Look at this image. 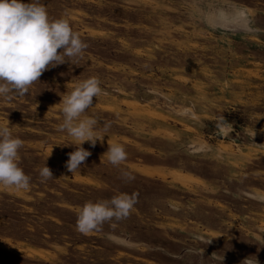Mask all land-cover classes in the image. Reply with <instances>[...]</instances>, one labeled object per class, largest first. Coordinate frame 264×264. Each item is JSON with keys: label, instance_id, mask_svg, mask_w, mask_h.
<instances>
[{"label": "rangeland", "instance_id": "374dc122", "mask_svg": "<svg viewBox=\"0 0 264 264\" xmlns=\"http://www.w3.org/2000/svg\"><path fill=\"white\" fill-rule=\"evenodd\" d=\"M39 3L87 48L0 98L30 177L26 191L0 185V264H264V0ZM92 76L102 94L81 119L108 128L72 174L61 96ZM122 193L138 194L127 218L77 231L82 205Z\"/></svg>", "mask_w": 264, "mask_h": 264}, {"label": "clouds", "instance_id": "9594fccd", "mask_svg": "<svg viewBox=\"0 0 264 264\" xmlns=\"http://www.w3.org/2000/svg\"><path fill=\"white\" fill-rule=\"evenodd\" d=\"M86 48L87 44L73 31L67 18L50 19L39 0L30 3L0 0V98L10 101L14 96L26 95L45 71L71 64L74 58L82 57ZM100 83L98 77L92 76L77 82L70 93L61 96L63 121L58 128L75 141L66 145L75 146V150L68 153L65 165L72 174L91 156L83 144L89 142L95 147L97 141L104 138L97 134L98 131L108 128L104 122L100 126L101 120L95 116L81 119L93 107V98L102 94ZM217 126H228L225 117L218 118ZM22 146L23 141L12 134L10 127L0 126V185L26 191L30 187V177L19 166ZM104 155L113 166L122 164L127 157L125 148L119 143L108 144ZM39 175L41 182L54 179L46 163ZM124 175L133 179L129 173ZM137 195L122 193L110 200L86 202L77 214V231L87 235L101 230L106 222L127 218L137 203Z\"/></svg>", "mask_w": 264, "mask_h": 264}]
</instances>
